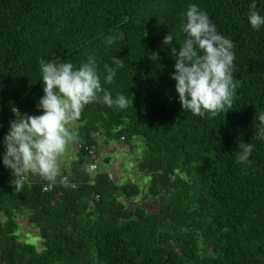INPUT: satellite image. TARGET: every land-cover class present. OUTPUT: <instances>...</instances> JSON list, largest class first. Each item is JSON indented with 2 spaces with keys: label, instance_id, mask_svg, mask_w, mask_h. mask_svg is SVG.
I'll return each mask as SVG.
<instances>
[{
  "label": "trees",
  "instance_id": "obj_1",
  "mask_svg": "<svg viewBox=\"0 0 264 264\" xmlns=\"http://www.w3.org/2000/svg\"><path fill=\"white\" fill-rule=\"evenodd\" d=\"M252 2L0 0V264H264V140L254 126L264 113V25L252 29ZM255 3L264 16V0ZM190 4L234 44L237 95L231 110L210 119L182 110L171 78V47L179 51L186 39L181 25ZM170 32L174 40L165 46ZM90 56L103 90L125 95L129 106L86 105L77 121V159L61 163L50 190L30 173L15 192L3 141L14 110L43 114L36 107L45 95L40 61L78 68ZM113 57L123 67L106 84L103 66ZM137 136L147 148L139 168L150 176L145 198L153 199L152 212L120 202L142 190L117 184L100 171L98 152L86 151L111 140L132 148ZM241 140L254 145L248 163H237ZM89 165L97 169L88 173ZM18 214L37 230L42 251L19 241Z\"/></svg>",
  "mask_w": 264,
  "mask_h": 264
},
{
  "label": "clouds",
  "instance_id": "obj_2",
  "mask_svg": "<svg viewBox=\"0 0 264 264\" xmlns=\"http://www.w3.org/2000/svg\"><path fill=\"white\" fill-rule=\"evenodd\" d=\"M256 9L257 4L253 0L247 17L253 30L264 25V16ZM185 16L186 22L181 28L186 39L179 44V51L174 45L171 47V55L176 61L171 78L176 81L183 111L201 118H215L232 109L237 95L238 81L233 75L234 44L218 32L209 15L196 4L188 6ZM114 40L108 36L106 44L111 45ZM173 40L170 32L163 45H172ZM149 59L158 61V52L152 53ZM40 66L45 95L36 107L43 114L21 115L18 109L14 110L16 119L10 122L3 141V164L11 170L13 179L10 183L15 192L23 190L25 177L30 173L39 175L45 182L57 181L61 176L62 158L74 139L70 126L81 118L86 105L95 101L117 110L129 106L125 95L117 94L113 98L103 90L96 60L92 56L78 68L72 63L57 64L43 59ZM103 67L106 73L104 83L112 84L116 72L123 67V61L113 57L112 65L106 63ZM255 120L259 121L254 125L255 137L264 140V113L256 115ZM253 148L252 143L241 140L237 163H248ZM94 168V165H89L86 171L92 173ZM60 183L66 187V178H61Z\"/></svg>",
  "mask_w": 264,
  "mask_h": 264
},
{
  "label": "rangeland",
  "instance_id": "obj_3",
  "mask_svg": "<svg viewBox=\"0 0 264 264\" xmlns=\"http://www.w3.org/2000/svg\"><path fill=\"white\" fill-rule=\"evenodd\" d=\"M78 126L79 124L77 122L74 126H70V131L73 133L74 139L68 145L61 162L67 167H70L78 156L76 149ZM132 145L133 147L130 148L125 143L116 140L108 142L101 141L97 149L98 167L100 171L109 173L117 184L132 183L138 185L142 190V193L138 197L129 199L123 196L120 198V202L127 207H142L147 212H152L154 210L153 199L145 198L150 185V176L141 172L139 168L140 164L147 157V148L141 136L134 137ZM0 218L4 219L2 214H0ZM17 222L18 228L16 236L19 241L35 247L39 252L42 251V240L35 227L29 225L26 214H18Z\"/></svg>",
  "mask_w": 264,
  "mask_h": 264
},
{
  "label": "built area",
  "instance_id": "obj_4",
  "mask_svg": "<svg viewBox=\"0 0 264 264\" xmlns=\"http://www.w3.org/2000/svg\"><path fill=\"white\" fill-rule=\"evenodd\" d=\"M79 147H81V146H79ZM86 151L91 155V156H96V150L94 149V148H86ZM95 166V168H94V171L97 169V166L96 165H94ZM46 184H47V190H45V186H46ZM45 185H44V188H43V190L44 191H48V190H50L51 189V185H52V182H48V183H46Z\"/></svg>",
  "mask_w": 264,
  "mask_h": 264
}]
</instances>
